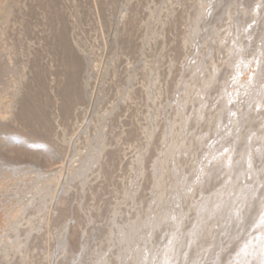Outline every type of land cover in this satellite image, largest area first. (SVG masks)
<instances>
[{
	"label": "rangeland",
	"instance_id": "1",
	"mask_svg": "<svg viewBox=\"0 0 264 264\" xmlns=\"http://www.w3.org/2000/svg\"><path fill=\"white\" fill-rule=\"evenodd\" d=\"M0 264H264V0H0Z\"/></svg>",
	"mask_w": 264,
	"mask_h": 264
}]
</instances>
